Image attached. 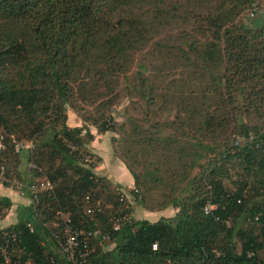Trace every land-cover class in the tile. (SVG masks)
Wrapping results in <instances>:
<instances>
[{"label": "trees", "instance_id": "1", "mask_svg": "<svg viewBox=\"0 0 264 264\" xmlns=\"http://www.w3.org/2000/svg\"><path fill=\"white\" fill-rule=\"evenodd\" d=\"M254 2L0 0V135L5 136L0 159L7 175L15 176L18 159L8 137L31 141L30 159L53 185L52 191L39 195L32 221L9 228L21 234L19 251L14 253L21 262L47 264L53 257L66 264L49 246L40 244L46 238L54 245L47 228L59 211L74 227H97L109 234L110 241L105 244H113V248L97 247L88 264H264V256L258 255L264 250V134H260L264 128L251 131L240 125L243 135L252 132L255 139L237 145L235 138L225 135L240 114H264V21L254 29L235 22ZM167 35H171V43L163 44ZM148 46L151 48L142 55L147 57L136 64L139 77L135 91L129 87L131 83L123 91L151 103L158 98L166 104L169 90H165L166 95H155L152 79L143 75L152 73V66L144 60L166 51L181 70V82L186 74L198 80L192 90L197 103L185 105L189 118L181 121L176 117L181 123L171 125L186 126L192 132L191 141L187 150L180 146L178 140L185 131L175 140L159 135L152 140L162 144L159 150L168 162L164 173L170 172L172 179L168 183L172 197L157 211L172 208L176 210L173 217L155 222L134 220L130 208L126 211L131 221L114 232L113 219L129 203L126 198L119 202L115 195L119 188L94 174L99 159L88 151L93 138L88 126L97 134L111 130L104 113L118 103L120 91L114 88L120 77L128 80L133 54ZM80 72L85 73L86 81H77ZM99 86L109 97L104 101L107 109L98 117L84 119L80 127L68 128L65 106H73V91L79 101L90 105L85 98ZM49 124L52 127L47 130ZM35 138L38 141H33ZM205 138L216 143L200 141ZM148 145L156 148L151 141ZM80 149L90 153L93 164L83 162ZM130 154L125 151L122 163L133 180L130 197L142 205V191L148 193L165 185L154 163L153 170L139 167L135 173L134 162L126 159ZM187 158L192 159L187 163ZM56 160L71 175L56 172ZM197 164V172L192 174ZM230 164L235 165L229 168ZM234 169L251 175L252 180H232ZM29 173L30 179L39 176ZM177 181L184 185L174 196ZM209 196L216 209L204 215L203 204ZM96 200L101 201V209L88 221L84 210ZM0 204L9 205L4 200ZM26 223L31 224V232ZM253 226L260 228V234Z\"/></svg>", "mask_w": 264, "mask_h": 264}, {"label": "rangeland", "instance_id": "2", "mask_svg": "<svg viewBox=\"0 0 264 264\" xmlns=\"http://www.w3.org/2000/svg\"><path fill=\"white\" fill-rule=\"evenodd\" d=\"M250 14H252V17H250ZM263 21L264 0H255L251 8L241 11L235 18L236 23L245 24L252 29L259 27ZM170 39L171 35L165 36L163 38V44H170ZM150 48L151 46L145 47L141 53L137 52L133 54L131 57L132 64L126 73L128 80H125L122 77L118 79L119 85L117 87L115 86L114 89L115 91H120V98L117 104L112 105L111 108L104 113L105 116L108 115L110 118V120L109 118L107 119V123L111 127V130L106 132L104 135H106V137L110 140L112 155L121 163L124 160L123 156L125 151L129 150L131 152V158L127 156L126 159H131V161L134 162L132 167L135 173L139 172V167H144L147 170H153L151 165L152 163H154L159 169L157 171L160 172L159 176L163 180L165 187L160 186L156 189L150 190L148 193L142 191L143 203L142 205H135L136 214L139 215L140 213L142 215L135 216L137 219H141L146 216L150 220H155L157 218V208L172 197L171 191L169 190L170 186H168V183L172 182V179L169 177V175H171L170 172L164 173L168 162L166 163V156L160 153L159 149L162 144H156L152 142V140L158 135L161 138L173 136V140H175L180 137L181 131H185L187 136L183 135V138H180L178 141L181 147L186 150L188 149L190 140L189 137L192 135V132L186 126L183 128H175L171 127V125L177 126L181 123L177 120V118L181 121L189 118L190 114L186 112L187 108L185 105L192 102L197 103V101L193 99L192 90L198 86V80L193 76V74H186L184 75L185 81L181 82V70L178 68L175 59L168 56L166 51L163 50V54L158 56H148V61L144 60L145 65L149 63L152 66V73L149 74V72H145L143 75L144 77L148 75L149 78L152 79L151 89L155 95L163 92L165 94V90H169V92H167L168 94H165L168 102L163 104L161 100H158L157 98L153 103H151L150 99H140L134 92L124 93L123 88L127 83H131L129 84V87L132 91H135L134 87L139 77V75L136 74V64L141 61V58L147 57L146 53L144 56L142 55L144 51H148ZM85 77V73L80 72L78 74L77 81H86ZM98 80L100 79L97 78L96 81ZM95 90L96 93L93 92V94L90 92V95L85 98L89 99L90 105H88L85 101H79V97L75 96L77 94L73 91V94L75 95H73L70 100V103H73V106H69V104L65 106V125L67 118H77L82 125V121L84 119L98 117L100 115V111L107 109L108 105L104 104V101H107L109 97L104 95V87L99 86ZM182 97H184L183 101L181 100ZM75 98L77 99L76 103L73 101ZM199 102L201 101H198V103ZM175 104H179V106L175 107ZM240 125L248 130L264 128V114H240L237 122L230 125L225 135L230 139L239 138L243 135L242 131L238 129ZM51 127L52 124H49L46 126V129L50 130ZM88 128L89 130L94 131L93 127L88 126ZM33 141H38V139L35 138ZM149 141H151V144L155 145L156 148L151 149L149 145L145 146ZM200 141L203 143L205 141L207 145H213L216 143L210 138L201 139ZM191 159L192 158H187L186 162L188 163ZM198 165L199 164H197V166L191 171L192 174L197 172ZM234 165L235 164H230L229 168H232ZM53 167L56 172H65L67 175H71L70 170L57 160L53 162ZM230 173L232 180L237 178H248L249 180H252L251 175L245 174L240 169L231 170ZM183 185V182L178 181L174 184L176 189L175 193H173L174 196L177 190L182 188ZM105 202H107V199ZM251 228L256 234H260L259 227L253 226ZM99 248L106 249L107 245L104 244ZM258 255L263 257L264 250H261Z\"/></svg>", "mask_w": 264, "mask_h": 264}, {"label": "built area", "instance_id": "3", "mask_svg": "<svg viewBox=\"0 0 264 264\" xmlns=\"http://www.w3.org/2000/svg\"><path fill=\"white\" fill-rule=\"evenodd\" d=\"M252 17V14H250ZM260 134H264L261 131ZM4 135H0V156L5 149L4 145ZM12 145V150L14 154L18 155L21 152L28 153V160L26 161L27 171L36 173L38 177H34L30 180L27 185V191L29 198L32 202L33 215L36 216L34 207L38 203L39 195L42 193L50 192L53 189V185L44 177H42L41 170L34 164L33 160L30 159L31 153L33 151V144L31 141H17L13 137H8ZM255 139V135L252 132H247L246 134L235 138L234 144H242L246 142H251ZM71 151L78 149L74 146L67 145ZM257 145H254L256 148ZM82 154L83 162L93 164V159L90 153L84 149H80ZM95 170V167L94 169ZM0 185H5L12 188L17 193H22L24 190V185L21 183L17 177L7 175L6 170L0 159ZM115 195L118 197L119 202H124L125 196L119 189H115ZM88 199L86 198V201ZM130 204H124L121 213L116 216L111 223V231H119L124 225L131 221V214L126 211L129 210ZM101 209V201L96 200L92 205L86 207L85 215L89 216L88 221H91V217L95 212H99ZM216 209V205L211 202L210 196L206 199L203 204L202 212L204 215H210ZM56 221L50 224L47 228V234L49 239L54 243L56 250L60 255V259L66 264H88L89 257L94 253L97 247H101L103 244L110 241V236L108 233L103 232L101 229L94 228H81L74 227L71 225L70 219L62 212L57 211L55 213ZM217 218H215L216 220ZM253 221H257V217L253 218ZM45 227V225H43ZM26 229L29 232L32 231V226L30 223L25 224ZM21 242V234L18 231L12 229H2L0 230V264H25L21 262L19 256H15L14 249L18 248ZM154 248V245H153ZM47 264H61L56 261L53 257L48 258Z\"/></svg>", "mask_w": 264, "mask_h": 264}, {"label": "crops", "instance_id": "4", "mask_svg": "<svg viewBox=\"0 0 264 264\" xmlns=\"http://www.w3.org/2000/svg\"><path fill=\"white\" fill-rule=\"evenodd\" d=\"M66 126L68 128L80 127L81 123L77 118H67ZM93 136L92 141L87 146L88 151L99 159L97 166L95 167L94 174L99 177L105 178L112 186H117L124 194L128 203L130 204L132 215L134 220H147L149 222H155L160 218H171L175 214L176 210L172 208H166L157 212V218L150 220L148 217L137 219L135 216H142L136 214L135 203L130 197V191L133 188V180L123 165L117 158L111 153L110 140L106 135L97 134L96 131L90 130ZM18 164L13 169L17 179L23 183L24 190L22 193L15 192L12 188L0 185V200L8 202V207H3L0 204V230L9 229L18 225L21 221H32L34 216L32 215V202L29 198L27 185L30 182V173L26 169V161L28 160V153L21 152L17 155ZM144 216V215H143ZM52 224V223H51ZM44 240V241H43ZM40 244L45 248L49 246V249L55 254L59 255L58 251L52 243H49L48 239H43ZM113 244L107 246L108 249H112ZM19 248L14 249V253H18ZM19 256V255H17ZM25 264H30L26 261Z\"/></svg>", "mask_w": 264, "mask_h": 264}]
</instances>
